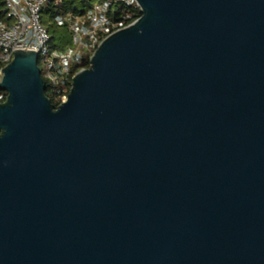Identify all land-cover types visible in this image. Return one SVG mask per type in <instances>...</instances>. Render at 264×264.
Listing matches in <instances>:
<instances>
[{
  "label": "water",
  "instance_id": "water-1",
  "mask_svg": "<svg viewBox=\"0 0 264 264\" xmlns=\"http://www.w3.org/2000/svg\"><path fill=\"white\" fill-rule=\"evenodd\" d=\"M58 108L0 73V264H264V0H136Z\"/></svg>",
  "mask_w": 264,
  "mask_h": 264
},
{
  "label": "built area",
  "instance_id": "built-area-1",
  "mask_svg": "<svg viewBox=\"0 0 264 264\" xmlns=\"http://www.w3.org/2000/svg\"><path fill=\"white\" fill-rule=\"evenodd\" d=\"M4 1L8 22H0V73L12 62L14 50L26 47L38 50V58L43 65L39 64L42 77L61 104L67 99L65 91L73 66L82 64L89 53L93 57L107 37L123 29L121 21H113L110 17L113 4L117 2L140 9L136 0H98L83 14L58 15L55 22L59 26H68L72 46L51 50L52 36L42 24V13L49 5L61 6L64 0ZM83 1L87 3L90 0ZM6 99L7 95L0 90V104Z\"/></svg>",
  "mask_w": 264,
  "mask_h": 264
},
{
  "label": "trees",
  "instance_id": "trees-1",
  "mask_svg": "<svg viewBox=\"0 0 264 264\" xmlns=\"http://www.w3.org/2000/svg\"><path fill=\"white\" fill-rule=\"evenodd\" d=\"M77 3L82 6V9L80 10L77 6ZM91 7L90 2H77L76 0H64L63 4L58 7H54L53 5L47 6V8L44 10V13L49 17L51 20H55V17L58 15H65L67 13H75V14H83L85 13L89 8ZM142 16V12L139 8L135 7H127L126 5L122 3L115 2L113 4V8L110 11V17L113 21H121L122 25L121 27H127L130 24L134 23L137 19H139ZM0 22H8L7 15H6V4L4 0H0ZM43 22V21H42ZM59 26V25H58ZM61 28H65V31L62 32V34H55L56 29L48 28L47 30L52 35V41L56 38L58 39H65L64 41H67L69 39V29L67 25L61 26ZM60 28V29H61ZM69 33V34H68ZM72 41V40H71ZM69 42V40H68ZM55 49L63 50V46L54 47ZM91 55L86 56L80 65H74L73 69L71 71V74L69 76V80L67 82V88L65 91V94L68 96V94L71 91L73 78L75 75H77L80 71L84 69H88L91 66ZM39 64L41 66V61H39ZM4 92V91H3ZM6 95L7 93L4 92ZM47 96L51 99L52 104L55 106V108H58L61 105V101L54 95L50 90L47 88Z\"/></svg>",
  "mask_w": 264,
  "mask_h": 264
},
{
  "label": "rangeland",
  "instance_id": "rangeland-1",
  "mask_svg": "<svg viewBox=\"0 0 264 264\" xmlns=\"http://www.w3.org/2000/svg\"><path fill=\"white\" fill-rule=\"evenodd\" d=\"M77 2H83V0H76ZM91 5H94L98 2V0H90L89 1ZM77 6L79 7V9L81 10L82 9V6L80 4L77 3ZM42 24L45 28H51V29H56V33L55 34H62V32L65 31V28H61V26H58L55 22V20H51L49 19V17L43 12L42 13ZM61 28V29H60ZM51 34V33H50ZM69 34V33H68ZM52 35V34H51ZM65 39H54L50 45V49H55L54 47H61L63 46L62 49H66V48H69L70 46H72V37L71 35H69V42L68 40L67 41H64ZM86 55V54H85ZM89 55H91L89 53ZM88 57V56H87ZM41 66L43 67L42 63H41ZM43 74H45V71H43Z\"/></svg>",
  "mask_w": 264,
  "mask_h": 264
}]
</instances>
